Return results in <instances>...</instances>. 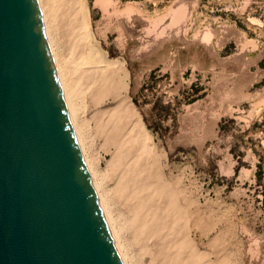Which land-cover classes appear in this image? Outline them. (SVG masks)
Returning <instances> with one entry per match:
<instances>
[{
  "label": "rangeland",
  "instance_id": "374dc122",
  "mask_svg": "<svg viewBox=\"0 0 264 264\" xmlns=\"http://www.w3.org/2000/svg\"><path fill=\"white\" fill-rule=\"evenodd\" d=\"M83 1L91 41L118 86L99 102L83 91L81 152L101 193L114 196L108 211L115 228L122 226L128 264H177L178 255L179 264H264V0ZM57 23L56 46L73 68L80 51L70 49ZM122 110L128 132L142 126L154 149L152 172L165 191L155 200L166 223L159 236H139L124 198L113 192L119 172L110 165L106 122ZM166 207L177 208L179 236ZM182 239L189 255L168 244Z\"/></svg>",
  "mask_w": 264,
  "mask_h": 264
},
{
  "label": "water",
  "instance_id": "95a60500",
  "mask_svg": "<svg viewBox=\"0 0 264 264\" xmlns=\"http://www.w3.org/2000/svg\"><path fill=\"white\" fill-rule=\"evenodd\" d=\"M0 264H121L37 0H0Z\"/></svg>",
  "mask_w": 264,
  "mask_h": 264
},
{
  "label": "bare ground",
  "instance_id": "6f19581e",
  "mask_svg": "<svg viewBox=\"0 0 264 264\" xmlns=\"http://www.w3.org/2000/svg\"><path fill=\"white\" fill-rule=\"evenodd\" d=\"M37 3H38L39 10L41 13V17H42V20L44 23L46 34H47V37L49 40L51 51H52V54L54 57V61H55L56 67H57L59 78H60V81L62 84L64 95H65V98L67 101L69 112H70V115L72 118V122H73V125L75 128V132H76L77 139H78V142L80 145V149L82 151L83 140L81 138L82 137L81 136V129H80L81 125H79L80 121L78 122V119H79L78 118L79 117V115H78L79 114L78 113V109H79L78 108V106H79L78 102L79 101L78 100L81 98L83 91L91 90L93 92V99L96 100L97 102H99L100 100H102L105 97V95H107L109 92H111L112 89H116V87L118 86V83H117L118 77L114 74V72H111V73L107 72V65H106V61L104 60V56L100 55V52L97 49L96 45L91 41L92 35H91L90 30H89L88 21H87V17H86L87 9H86V4L83 0H37ZM182 14H183L182 10L176 11L174 13V16H173V21L180 19ZM57 20L60 22L62 27H64V29L66 30L67 38L70 40V49L80 51V52H77L75 54L76 55V63L73 66V68L69 67L68 59H66V58L62 59L61 58L59 50L56 46L55 31H57V27H58ZM76 73L78 75L76 76L75 80H73V75ZM81 80H82V82H81ZM126 119H128V113L126 110H122L120 112L118 111L115 117L110 118L106 122L107 127H109V129L106 133V140H108L113 145V150L111 152L110 165L112 166V168H114L116 171L119 172V174H117L118 178L116 177L117 180L115 181L116 186H114L116 188V191L114 190L113 192L119 193L120 197L124 198L125 205L123 202H122V204L125 206L127 212L129 210V212L131 213V218H130L131 225L134 228L135 232L139 236H144V233L146 231H147V234L150 236H159V235H161V233H163L162 228H163V225L166 226L165 225L166 223L163 222L164 219H161L159 217V214H158L159 208L157 206L159 203H157L155 200H157V197L159 198L162 195V191L163 192H165V191L163 190V188H161V187L159 188L157 186L159 183L157 181L159 178L158 175H160V174L158 173V175H157L155 173L156 171L152 172L153 161L151 162L150 159H151L152 151L154 149L152 150V146L147 142V139H146V133L147 132L144 131L142 126L140 127L139 125H136V123H135L134 125H132V130H130L128 132V125L127 126L124 125V122L127 121ZM105 128H106V125H105ZM136 128L139 131L137 135L135 134ZM84 156H86V155L84 154ZM84 156H83V159L85 162L86 169L88 170L87 172L89 175V179L91 180L90 183L92 185L93 192L96 193L95 197H97L96 200H98V202H99L98 207L100 206V208H99L100 213H101L102 218L105 222V225L107 227L109 235L113 241V245L116 249V252L118 254V257L120 259L121 264H128V256H127V253L124 249V245L122 244L123 242L121 241V239H123V238H121V236H120L121 232H123L122 226L120 225V228H119V226H117L119 229L115 228V225H114L115 221L112 218L114 216L111 213H109V211H108L109 209H108L107 200L113 199L114 196L112 195L113 198L111 196V198L108 197L107 199H106L107 195H106V197H104V194H105L104 191L102 194L101 190H100V187L103 185L100 184L101 186H99L97 184L98 179H97V183H96V181L94 179L93 170L90 168L91 165L88 164L89 160H86V157H84ZM95 176H97V175H95ZM103 188H101V189H103ZM166 188L169 189L168 187H166ZM107 189H110V188H107ZM171 189H173V188H171ZM112 193H110V194H112ZM173 193L176 195L175 191ZM165 194H167V193H165ZM164 197H166V196H164ZM169 197H171V198L169 199L168 197H166V200H167V198H168V200H170V201L167 200L168 201L167 205L168 204L172 205L173 201L171 202V200H172L171 194L169 195ZM113 201H115V200H113ZM155 202L157 203V205L155 204ZM117 205H119V203ZM175 208L176 207H172V209L169 208V210L171 209L170 211H172V215H173L172 229H175V228H173V226L178 227L175 225L177 220H178V215H177V211H176L177 208L176 209ZM182 208H183V206H182ZM120 210L122 211V209H120ZM162 210H163V206H162ZM167 210H168V208H167ZM169 210L167 211L168 213H169ZM110 211H112V210H110ZM121 211H119V212L120 213L124 212V211H122V212ZM122 214H125V213H122ZM115 215H116V213H115ZM118 215H120V214H118ZM183 215H184V217H186L185 214H183ZM160 216H162V215H160ZM118 218H119V216L117 217V220H118ZM167 218L168 217H166L165 220H167ZM169 220L170 219L168 218L167 223H169ZM125 223L128 227L129 222L126 220ZM162 223H163V225H162ZM170 225H171V223H170ZM178 228H177V230H178ZM177 230H176V232H177ZM125 231L128 232L127 229ZM165 231H166V233H168L172 230L167 231V229H166ZM171 233H174V232L172 231ZM179 234H180V232H179ZM122 236H123V234H122ZM164 236H166V234H164ZM164 236H163V240L168 237V236L167 237H164ZM175 236H179L178 232H177V235H175ZM186 237L189 238V236H186ZM125 238L127 239L126 236H125ZM127 241L125 240V242H127ZM143 241H144V239H143ZM178 241H180V240H178ZM178 241H175V242L169 241L168 244L169 243L173 244V245L176 244L178 249H180L181 247L184 248L186 241L183 239L180 242H178ZM187 241H188V239H187ZM143 243L140 241V244H143ZM157 246L160 247L159 244ZM170 247H171V245H170ZM185 247H187V245ZM125 248H128V247L126 246ZM149 248H151V247H149ZM172 248H173V246H172ZM163 249H164V246H163ZM185 249L186 248H184L183 252H185V251L187 252L188 249H186V250ZM147 251H149V250H147ZM189 251L190 250H188V252ZM188 252H187V254H188ZM151 253H152V250H151ZM199 253L197 254L198 258H199ZM184 254L186 255V253H184ZM174 255H172V257L169 255L170 259L173 261L175 260V257L177 256V254H174ZM190 255H191V253H190ZM204 255H206V253ZM204 255H203V257L205 258L206 256H204ZM159 256H160V254H159ZM178 256H177V258H178L177 264L180 263ZM195 256H196V254H195ZM153 257H155V256H153ZM180 257H181V255H180ZM200 257H201V255H200ZM204 258H203V260H204ZM162 259H163V256H162ZM154 260H155V258H154ZM181 260H183V259H181ZM165 261H168V260H165ZM192 261H193V263H195V259L192 258ZM162 262H164V259ZM162 262H161V264H162ZM185 262H187L189 264L188 261H185ZM196 262H197V260H196ZM199 263H201V261ZM205 263L207 264V262H205ZM210 263H208V264H210Z\"/></svg>",
  "mask_w": 264,
  "mask_h": 264
}]
</instances>
